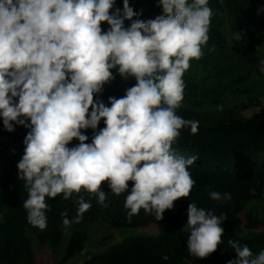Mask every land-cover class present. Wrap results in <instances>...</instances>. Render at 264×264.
I'll return each instance as SVG.
<instances>
[{"label":"clouds","instance_id":"9594fccd","mask_svg":"<svg viewBox=\"0 0 264 264\" xmlns=\"http://www.w3.org/2000/svg\"><path fill=\"white\" fill-rule=\"evenodd\" d=\"M0 0V118L3 127L28 129L18 179L28 198L27 221L47 227L46 197L69 200L83 190L104 207L110 192H127V217L155 213L157 221L174 202L187 198L195 184L189 172L197 156L185 159L172 145L180 130L195 134L199 122L177 115L183 100L184 73L199 60L209 40L213 10L209 0H160L163 15L147 22L123 0ZM132 21L125 29L124 21ZM109 30L104 32L102 23ZM241 40V33L234 34ZM264 73V60L259 62ZM116 69L135 85L121 98H95L114 80ZM103 120L105 127L97 129ZM92 129L91 143L81 130ZM76 139L79 144L69 148ZM133 183L128 192L129 182ZM214 201L230 193L211 191ZM76 222L92 206L82 195L75 200ZM65 228L72 221L61 213ZM189 253L204 259L222 243L226 216L190 202L187 209ZM236 258L227 264H264V250L229 239Z\"/></svg>","mask_w":264,"mask_h":264},{"label":"trees","instance_id":"16d2710c","mask_svg":"<svg viewBox=\"0 0 264 264\" xmlns=\"http://www.w3.org/2000/svg\"><path fill=\"white\" fill-rule=\"evenodd\" d=\"M191 2V0H189ZM129 6L139 15L133 20L147 22L163 15L160 0H129ZM147 8V12L142 7ZM213 10L209 28V40L203 46L204 55L191 60L184 73L183 100L176 110L186 120L199 122L193 134L189 127L180 130V136L172 148L185 159L195 155L196 162L189 167L195 181L187 198L174 202L173 208L165 210L163 219L157 221L155 213L146 214L143 209L129 220L125 208L127 192L119 196L110 192L108 182L101 188L107 193V207L97 202L94 195L84 192L73 194L69 200L63 194L54 199L46 197L47 227L40 230L27 221L23 202L28 198L24 182L18 179L17 164L24 154V138L28 129L16 125L13 132L3 127L0 118V264H35L29 234L43 246L56 250L63 238L65 228L61 213L72 221V231L62 262L72 259L84 249L88 229L96 222L110 229L147 228L163 225L158 234H141L124 238L107 249L95 254L84 264H227L236 258L228 240L239 241L258 254L264 250V109L250 117L241 113L249 107L240 101V94L251 95L264 88V73L259 70L264 60V0H209ZM115 8L123 9V0H115ZM132 21L125 20V29ZM105 22L104 32L109 30ZM239 31L241 40H234ZM114 80L104 85L95 98L104 101L108 97L121 98L125 90L135 85V78L124 80L111 70ZM253 100V99H252ZM103 120L97 129L104 128ZM91 143L94 130H81ZM79 141L73 139L68 147ZM133 183L129 182L128 192ZM217 191L231 194L227 201H214L209 193ZM82 195L91 203L79 222H76V197ZM213 214L226 216L222 227V243L210 256L200 259L192 256L187 248L190 235L187 228L189 203ZM70 225V226H71ZM64 228V229H63Z\"/></svg>","mask_w":264,"mask_h":264},{"label":"rangeland","instance_id":"374dc122","mask_svg":"<svg viewBox=\"0 0 264 264\" xmlns=\"http://www.w3.org/2000/svg\"><path fill=\"white\" fill-rule=\"evenodd\" d=\"M144 12H147L146 7H142ZM264 55V47L262 48ZM239 102H244L249 107L247 110L242 111L244 117H250L257 112L264 109V88L251 95L240 94ZM253 99V100H252ZM261 213L264 215V205H262ZM63 234V238L59 247L53 250L49 246L41 245L33 235H28L31 239L33 253L35 257V264H84L89 258L108 247L119 243L124 238L141 235V234H158L160 231L167 228L163 225L150 226L147 228H133V229H110L108 225L102 222L94 223L87 231L88 240L84 243V249L81 253L75 255L72 259L62 262L66 253V246L72 231V225L68 227ZM64 229V228H63Z\"/></svg>","mask_w":264,"mask_h":264}]
</instances>
